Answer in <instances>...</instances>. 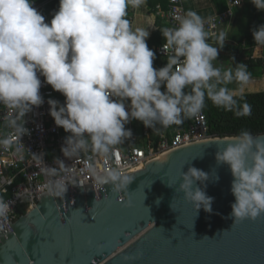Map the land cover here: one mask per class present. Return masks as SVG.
Listing matches in <instances>:
<instances>
[{
  "label": "clouds",
  "instance_id": "1",
  "mask_svg": "<svg viewBox=\"0 0 264 264\" xmlns=\"http://www.w3.org/2000/svg\"><path fill=\"white\" fill-rule=\"evenodd\" d=\"M251 2L264 11V0ZM33 4L34 0H0V106L11 110L2 118L4 126L27 132L25 115L44 103L41 76L65 97L63 104L55 99L47 103L55 124L70 133L62 147L69 159L89 152L107 157L132 137L125 127L131 120L155 133L180 125L202 111L206 98L237 117L251 115V105L241 107L238 100L250 80L247 65L224 68L213 63L226 36L220 32L215 44L210 43L206 21L197 12L189 10L175 17L174 26L160 28L167 63L156 69V53L146 43L149 31L133 28L126 18L129 7L138 9L146 0H59L50 23ZM253 38L264 45V25L253 29ZM232 83L236 89L228 87ZM262 137L242 129L226 137L215 153L217 164L228 165L233 176L235 202L227 219L234 224L264 215ZM0 146L9 148L10 137H0ZM133 179L118 168L97 177L117 194L128 190ZM179 179V190L196 211L211 213L214 198L197 184L206 188L209 174L190 166ZM54 189L67 191L59 181L50 185L49 190ZM7 207L0 201V215Z\"/></svg>",
  "mask_w": 264,
  "mask_h": 264
},
{
  "label": "water",
  "instance_id": "2",
  "mask_svg": "<svg viewBox=\"0 0 264 264\" xmlns=\"http://www.w3.org/2000/svg\"><path fill=\"white\" fill-rule=\"evenodd\" d=\"M225 138L152 159L118 194L110 184L95 191L78 182L65 194L43 193L0 233V264H264V215L227 219L233 176L215 159ZM190 166L209 174L206 188L197 184L214 198L211 213L197 212L179 190Z\"/></svg>",
  "mask_w": 264,
  "mask_h": 264
},
{
  "label": "built area",
  "instance_id": "3",
  "mask_svg": "<svg viewBox=\"0 0 264 264\" xmlns=\"http://www.w3.org/2000/svg\"><path fill=\"white\" fill-rule=\"evenodd\" d=\"M248 1L226 0V11L212 17L211 22L205 20L210 43L215 44L216 36L224 32L225 45L228 44V23L236 10ZM55 3L59 4V0H45L42 3L34 1L33 7L40 12L42 8ZM185 13L183 0H168L167 6H158L155 14L164 27H172L176 24L175 17ZM128 17L131 19V14ZM164 44L156 48V54L162 61L167 62L166 53L162 50ZM240 47L246 48V45L242 43ZM257 49L264 50V45H258ZM40 79V93L44 103L39 107L33 106L32 111L25 115L26 133L4 126L2 118L6 113L10 114L11 110L0 106V137L8 136L11 139L9 148L0 146V201L8 206L6 213L0 215V233L10 231L12 228L9 222L13 224L20 216L34 209L39 202L38 198L50 191V185H55L57 181L67 191L54 189L50 191L52 196L57 195L56 192H69V188L77 185V182L80 187L92 185L96 191L103 186L97 177L114 168L121 169L126 175L135 173L143 170L152 159L181 146L217 138L211 133L203 108L196 117L185 119L180 125L161 129L159 133L143 127L138 120H131L127 129H131L132 137L115 146L107 157L89 152L69 159L64 156L62 147L70 133L55 124L47 103L49 99H55L63 104L65 97L46 84L44 77L41 76ZM52 168L56 169L55 173L51 171Z\"/></svg>",
  "mask_w": 264,
  "mask_h": 264
},
{
  "label": "crops",
  "instance_id": "4",
  "mask_svg": "<svg viewBox=\"0 0 264 264\" xmlns=\"http://www.w3.org/2000/svg\"><path fill=\"white\" fill-rule=\"evenodd\" d=\"M34 1L42 3L45 0H34ZM183 1L185 4L186 12L189 10L195 11L205 20L212 18L219 13L214 0H183ZM165 2L166 0H146V4L142 5L140 8L133 9L129 7L127 10L126 18L131 22L133 28L139 27L149 31L150 35L147 38L146 43L148 44V47L151 50H153L155 53H156V48L159 45L166 43L163 42L158 46H154V47H152V45H149V41L154 35V33L160 30V28H164V26L161 24L160 20L158 19L155 13L158 6L165 7L164 5ZM167 4H168V0H167ZM40 13L44 15V17L46 18V22L50 23L51 19L53 18V14L50 13L48 7L42 8L40 10ZM129 14H131L132 17L131 19H129L130 17H128ZM258 15H259V10L252 3L249 2L242 5L240 8L236 10L233 17L228 23V27L226 28L228 35V44L224 45L222 49L218 48L219 55L217 61L213 62L216 66H220V64H224L226 61H227L226 62L227 67L229 66L234 67L235 64L236 65L240 64L243 57L247 55L249 52L248 48H242L240 47V45L242 44L244 38L248 35L250 30L255 25ZM257 47L253 51V58L254 59L261 58L264 60V50L257 49ZM233 60L236 63H232L231 61ZM166 63L167 62H164L160 58H158L156 54V58L153 62V67L159 69L161 67L166 66ZM163 89L164 87L162 86L161 90L163 91Z\"/></svg>",
  "mask_w": 264,
  "mask_h": 264
},
{
  "label": "trees",
  "instance_id": "5",
  "mask_svg": "<svg viewBox=\"0 0 264 264\" xmlns=\"http://www.w3.org/2000/svg\"><path fill=\"white\" fill-rule=\"evenodd\" d=\"M214 2L219 13L227 10L226 0H214ZM248 2L252 3L251 0ZM164 5L166 7L167 0ZM58 8L59 4L57 3L48 6V10L53 15ZM261 25H264V11L259 10L255 25L242 41L246 45V48L249 49V52L243 57L240 64H246L247 70L251 74L250 80L245 85L244 92L256 93H243V98L240 99L238 97V100L241 107L244 103L251 105V115L237 117L233 112L216 107L211 100L206 98L204 111L211 128V133L215 137H231L239 134L242 129L249 130L254 136L264 134V92H261L264 91V60L253 58V51L258 46L253 38V29H258ZM163 42H166V39L163 37L161 30H158L150 39L149 45L154 47ZM125 127L127 129L126 125ZM150 129L153 130L152 128Z\"/></svg>",
  "mask_w": 264,
  "mask_h": 264
},
{
  "label": "rangeland",
  "instance_id": "6",
  "mask_svg": "<svg viewBox=\"0 0 264 264\" xmlns=\"http://www.w3.org/2000/svg\"><path fill=\"white\" fill-rule=\"evenodd\" d=\"M227 62V61H226ZM224 63L223 64V67L224 68H227V63ZM232 63H236V62H234V60L233 61H231ZM228 64H229V61H228ZM235 66H236V64H235ZM228 87L230 88V89H236L237 88V84L236 83H232V84H229L228 85Z\"/></svg>",
  "mask_w": 264,
  "mask_h": 264
}]
</instances>
